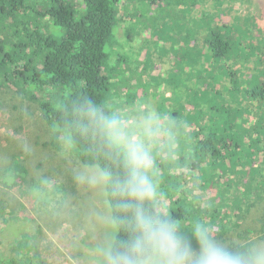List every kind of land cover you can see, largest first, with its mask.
Segmentation results:
<instances>
[{"label":"trees","instance_id":"obj_1","mask_svg":"<svg viewBox=\"0 0 264 264\" xmlns=\"http://www.w3.org/2000/svg\"><path fill=\"white\" fill-rule=\"evenodd\" d=\"M121 1L49 0L46 6L30 8L24 0H0V81L38 103L50 126L70 115L61 106L70 108L78 93L103 103L112 83V75L106 73L108 46H114ZM178 1L187 11L186 22H196L187 30L183 46L186 63L195 66L200 93L205 90L199 96L203 107L194 113L199 121L191 130L173 126L174 142L163 144L170 152L157 148L155 159L163 184V169L179 153L172 175L184 177L186 189L193 191L191 202L172 211L184 227L202 217L222 236L231 218L224 207L239 211L246 205L249 210L264 186V30L252 15L235 14L230 22L222 19L223 13L233 11L235 0ZM189 71L193 74V69ZM47 144L55 148L52 136ZM190 175L192 184L201 186L200 194L188 185ZM246 176L257 178L256 189ZM45 179L31 180L19 158L0 167L1 188L31 198L36 210H60L58 191L67 196L65 186L49 179L45 184ZM212 183L219 187L220 204L205 205L201 193ZM20 216L32 219L0 198V240L7 234L13 240L12 254L1 257L0 264H44L31 241L37 236L7 233L11 219ZM260 222L264 237V213Z\"/></svg>","mask_w":264,"mask_h":264},{"label":"rangeland","instance_id":"obj_2","mask_svg":"<svg viewBox=\"0 0 264 264\" xmlns=\"http://www.w3.org/2000/svg\"><path fill=\"white\" fill-rule=\"evenodd\" d=\"M24 2L30 8L49 4V0ZM233 3V11L222 15L225 22L232 21L235 14L252 15L257 17L255 21L263 25L264 30V0H235ZM185 15L187 11L178 0L120 2L115 18L114 46H108L110 57L106 73L112 75V83L105 93L104 102L130 114H135L141 108L155 109L168 120L175 118V124L181 128L185 126L187 130H191V124L198 123L194 113L203 107L199 96L202 97L205 90L200 93L199 82L195 79V66L185 61L183 45L186 33L191 25L196 24L194 20L187 23ZM253 28L257 30L255 25ZM190 69H193V74ZM50 139V125L45 121L39 104L0 81V167L19 158L28 167L31 180L46 178L63 183L70 202V207L63 210L39 211L34 208L31 198L23 197L18 190L0 187V198L8 199L16 211L27 213L32 218L20 216L19 219H11L7 233L37 236L31 241L41 251L44 264H89V250L94 241L90 239L84 214L92 198L72 183V161L60 157L56 149L47 144ZM24 142L32 146L31 155L23 152L21 145ZM161 147L167 149L166 146L158 145V150ZM167 152L170 151L167 149ZM178 155L177 152L168 161L163 169L165 183L160 182L162 198L171 211L180 204L191 202L193 196V191L186 189L184 177L172 175L178 168L173 160ZM184 169L187 171L188 167ZM245 178L247 183H253L255 189L258 187L257 178ZM186 179L188 185L200 194L201 186L199 188L192 184L194 177L190 175ZM261 189V196L255 199V205L249 210H246V205L239 211L219 206V210H225L231 217L230 222L226 223L229 226L227 233L218 236L221 240L264 239L260 222L264 213V186ZM201 194L206 198L205 205L213 201L220 204L217 183L205 187ZM218 229L216 226V233ZM12 245L13 240L8 234L0 240V258L10 257Z\"/></svg>","mask_w":264,"mask_h":264},{"label":"clouds","instance_id":"obj_3","mask_svg":"<svg viewBox=\"0 0 264 264\" xmlns=\"http://www.w3.org/2000/svg\"><path fill=\"white\" fill-rule=\"evenodd\" d=\"M61 107L70 115L50 132L58 155L72 161V183L92 198L84 214L94 241L89 264H264V239L224 241L202 217L185 228L169 210L155 153L174 142L175 118L152 108L130 114L85 93ZM21 148L33 151L27 142ZM58 197L59 209L70 207Z\"/></svg>","mask_w":264,"mask_h":264}]
</instances>
